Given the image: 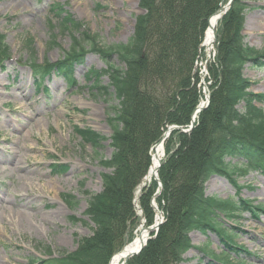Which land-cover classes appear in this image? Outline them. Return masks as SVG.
I'll return each mask as SVG.
<instances>
[{"label":"rangeland","instance_id":"374dc122","mask_svg":"<svg viewBox=\"0 0 264 264\" xmlns=\"http://www.w3.org/2000/svg\"><path fill=\"white\" fill-rule=\"evenodd\" d=\"M140 1L0 0V264L46 260L50 255L47 247L51 248L52 257L68 254L78 247L81 238L92 235L94 225L85 210L90 195L103 189L101 174L109 171L101 164V158L112 153L113 127L108 117L112 111L108 100L114 104L116 100L104 97L106 87L98 92L92 87L98 77L104 86L110 80L108 73H104L107 63L101 51L82 52L71 62L65 55L89 33L101 48L126 43L143 14ZM249 4L251 9L244 13L243 33L248 43L262 49L264 0H251ZM61 20L74 22L75 28L82 25L80 32L86 35L63 32ZM214 47L217 53V43ZM89 48L87 44L86 49ZM215 50L211 58L207 51L202 52L203 61L209 59L206 70L207 81L212 82L211 94ZM112 60L124 65L116 55ZM31 63L49 70L66 64L73 82L49 74L35 96ZM197 63L195 70L198 73L200 69L201 75L202 62ZM93 68L99 71L90 73ZM244 74L251 81L249 90L264 101V67L246 66ZM196 79L199 81V77ZM197 88L200 91L198 84ZM256 104L263 106L264 102ZM93 132L108 138L99 148L93 141ZM20 159L22 167L17 164ZM234 179L235 182L222 174L212 176L205 184L206 195L248 200L253 206L264 203L263 169L254 168ZM143 192L148 193L139 185L135 195L141 211L136 209V217L128 228L131 238L119 250L135 237L141 225V212L146 226L155 222L153 195L144 209ZM64 195L73 196V201L64 202ZM144 199L148 200V196ZM227 219V228L237 234L234 243L212 230L206 234L193 231V247L184 255L185 260L177 262L173 255H168V264H239L244 259L247 264H264V213L260 219L250 211ZM157 234H152L153 238ZM207 242L216 254L229 252V263H221L205 253Z\"/></svg>","mask_w":264,"mask_h":264},{"label":"trees","instance_id":"16d2710c","mask_svg":"<svg viewBox=\"0 0 264 264\" xmlns=\"http://www.w3.org/2000/svg\"><path fill=\"white\" fill-rule=\"evenodd\" d=\"M247 1L234 0L219 23L209 107L200 113L191 133L175 130L165 143L166 157L159 170L164 188L157 201L166 220L157 236L129 264H168V255L182 262L184 254L193 247V231L206 234L212 230L233 242L235 234L225 220L240 215L248 209L247 205L252 209L248 200L208 196L204 186L215 174L235 182L234 177L243 172L258 167L264 171V104H256L264 101L249 90L251 81L244 75L247 65L264 67V48L248 43L242 33L244 11L250 8ZM220 2L141 0L145 13L138 17L133 35L126 43L106 48L98 47L90 33L80 32V24L75 28L74 22L61 20L63 32L86 35L67 54L68 60L80 57L87 44L89 51H101L106 60L104 73H108L109 83L102 85L98 77L92 87L96 92L106 87L104 97L116 100V104L108 100L112 111L108 116L113 127L112 153L101 158V164L109 171L101 175L103 189L90 195L85 211L94 224L93 234L81 238L78 247L68 254L52 257L51 248L47 247L48 259L33 263L109 264L111 256L131 238L128 228L136 217L134 193L149 169L150 149L160 140L167 124H189L199 102L197 76H193L195 62L208 18ZM113 55L124 65L114 63ZM65 65H58V69L68 75ZM92 137L98 148L108 139L94 132ZM156 188L154 181L144 188L148 193H142V208L148 207ZM147 196L148 200L144 199ZM263 208V203L257 207ZM209 247L207 242L203 250L222 263H229V253L216 254Z\"/></svg>","mask_w":264,"mask_h":264},{"label":"bare ground","instance_id":"6f19581e","mask_svg":"<svg viewBox=\"0 0 264 264\" xmlns=\"http://www.w3.org/2000/svg\"><path fill=\"white\" fill-rule=\"evenodd\" d=\"M223 6H225V7L220 13L212 16V18L208 24V27L206 29L205 37H204V49L207 52H211L214 49L215 29H216V26L218 24L220 14H222L227 9L226 3H224ZM54 140H55V138L53 137L52 141H54ZM163 156H164V144L161 141H159L155 145L153 153H152L150 170H149L148 175L146 177L147 182H149L154 177V173L158 169L160 161L163 158ZM17 164L19 165V167L23 166L21 159L19 162H17ZM30 185L31 184H28V186H30ZM46 187H44V188H46ZM159 220H160V217H157L156 221L158 222ZM149 234H150V232L147 230L146 226L144 224L141 225L140 228L138 229L134 239L130 243H128V245L126 246V249L124 251H120V252H118L112 256V258L110 260V264H124V261H125L127 255L130 254L132 251L138 250L147 241Z\"/></svg>","mask_w":264,"mask_h":264},{"label":"water","instance_id":"95a60500","mask_svg":"<svg viewBox=\"0 0 264 264\" xmlns=\"http://www.w3.org/2000/svg\"><path fill=\"white\" fill-rule=\"evenodd\" d=\"M232 2H233V0H230L227 6L230 7V5H231ZM223 9H224V6H221L220 9L217 10V11L215 12V14H213L212 16H214V15L220 13ZM224 13H225V11H224ZM220 15H221V14H220ZM212 16L210 17L209 22H210ZM221 16H222V15H221ZM214 36H215V38H216V32H215ZM202 109H203V108H202ZM197 113H198V110H195V111H194V114H193V117H192V124H191V126H190V130L193 129V127H194V122H195V118H196V116H197ZM175 129H181V130H184L183 127H181V126H177V125L169 126L168 129H167V131H166V132L164 133V135H163V141H164L166 138H168L169 135L171 134V132H172L173 130H175ZM190 130H184V131H187V132H188V131H190ZM161 164H162V163L159 164V167L161 166ZM159 167H158V168H159ZM157 170H158V169H157ZM157 170H156L155 173H154V178L159 182V186H160V188H159L158 192L156 193V196H157L158 194H160V192H161V190H162V183H161V181H160V179H159V176H158ZM154 207H155V206H154ZM155 209H156L157 212L159 213L160 220H159V222L155 223L154 225L147 227V230H148L149 232L158 231L160 225L163 223V217L161 216V212L158 211L157 207H155ZM148 239H149V238H148ZM148 239H147V240H148ZM145 245H146V243H144V244H143L138 250H136V251H132L130 254H128V255H127V258H126V260H125V262H124V264H128V260H129V258H131L133 255H138V254H140L141 251L143 250V248L145 247ZM125 249H126V248H124L123 251H124Z\"/></svg>","mask_w":264,"mask_h":264}]
</instances>
